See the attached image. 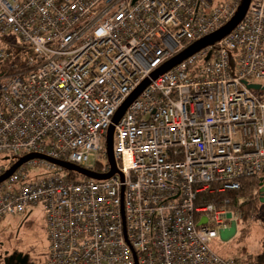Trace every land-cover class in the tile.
Returning <instances> with one entry per match:
<instances>
[{"label": "built area", "instance_id": "built-area-1", "mask_svg": "<svg viewBox=\"0 0 264 264\" xmlns=\"http://www.w3.org/2000/svg\"><path fill=\"white\" fill-rule=\"evenodd\" d=\"M243 0H0V223L47 212V264H239L212 247L242 213L201 202L264 175V0L226 36L153 74L229 23ZM209 56V57H208ZM149 84L108 129L131 95ZM105 158L89 164L91 154ZM31 167L43 171L32 174ZM69 172H75L70 177ZM81 175L82 177H78ZM231 212L232 216L228 217ZM207 221L201 223L203 218Z\"/></svg>", "mask_w": 264, "mask_h": 264}, {"label": "rangeland", "instance_id": "rangeland-1", "mask_svg": "<svg viewBox=\"0 0 264 264\" xmlns=\"http://www.w3.org/2000/svg\"><path fill=\"white\" fill-rule=\"evenodd\" d=\"M20 37L16 34L9 33L5 38L0 39V46H6L11 50L14 55V58H9L5 64L3 65L4 69H11L13 66L19 67L22 65V60L24 59L25 50H18V42H20ZM251 81L256 83L264 84V80L262 79H255L250 78ZM257 94L264 96V91L256 90ZM3 155H0V165L7 162V160L3 159ZM95 155L94 153L91 154V158L89 164H93L95 161L104 162L106 159ZM32 174H39L43 171L40 167H31ZM78 177H82L78 175ZM258 207L251 211L250 216L248 217L247 221L239 224L238 233L237 235L232 238L230 241L224 242L220 239V237L213 239L212 247L220 254L231 256L234 258H240L246 261L247 264L253 262L255 259V254L259 250V245L261 238L264 237V203L260 202L257 205ZM29 218L36 224V231L35 235H32L30 239H20L18 241V245L21 248L29 250V248L33 249L34 253L37 254V250H45L47 249L49 252V228L47 222V212L42 202L38 204L30 205L29 206ZM20 215H8L4 221L0 223V240L4 237V234L15 225L18 221ZM248 227L249 232L246 238L241 239L239 237V231L243 227ZM3 235V237H2ZM37 235V236H36ZM16 245V244H15Z\"/></svg>", "mask_w": 264, "mask_h": 264}, {"label": "water", "instance_id": "water-1", "mask_svg": "<svg viewBox=\"0 0 264 264\" xmlns=\"http://www.w3.org/2000/svg\"><path fill=\"white\" fill-rule=\"evenodd\" d=\"M251 3V0H243L238 12L236 13V15L233 17V19L227 23L224 27H222L221 29H219L218 31H216L215 33L199 40L198 42H196L195 44H193L191 47H189L188 49H186L185 51H183L182 53H180L179 55L175 56L174 58H172L169 62H167L165 65H163L161 68H159L154 74H153V78H156L160 73L172 68L173 66H175L176 64L180 63L182 60H184L185 58L189 57L190 55H192L194 52L208 46L211 44H214L215 42H217L218 40H220L221 38H223L224 36H226L227 34H229L235 27L236 25L244 18L245 14L248 11L249 5ZM209 57V56H208ZM249 88L254 89V90H262L264 91V84L261 83H256V82H250L248 80H244L243 81ZM149 84V80H146L132 95L131 97L125 102V104L121 107V109L119 110V112L116 114V116L113 119V124L109 127L108 129V137H107V152H108V157L111 160V163L114 165V158H113V133H114V124L117 123L119 121V119L121 118V116L124 114V112L126 111V108L128 107V105L135 99L137 98V96L141 93V91ZM45 158V159H49L50 161L61 165L62 167H64L67 170L70 171H75L79 174L88 176V177H93V178H98V179H103V178H108L110 177V175L115 171L113 170L111 173L109 174H97L93 171L87 170L85 168H82L76 164L70 163V162H65V161H61V160H55V159H50L46 156L40 155V154H29L26 155L22 158H20V160L14 164L8 171H6L2 176H0V182L3 181L4 179H6L7 177H9L21 164H23L24 162L33 159V158ZM259 200L260 202L264 203V175L260 177V188H259ZM232 213L229 212L228 213V217H231ZM207 221V218H203L201 220V223H204ZM238 233V223L237 221L233 220L231 222V226L228 228H223L219 231V237L222 241L227 242L230 241L232 238H234Z\"/></svg>", "mask_w": 264, "mask_h": 264}, {"label": "trees", "instance_id": "trees-1", "mask_svg": "<svg viewBox=\"0 0 264 264\" xmlns=\"http://www.w3.org/2000/svg\"><path fill=\"white\" fill-rule=\"evenodd\" d=\"M75 172H69L70 177L75 176ZM259 188H260V177L253 176L249 178H244L242 180V186L239 190L226 192L223 194H208L205 195L201 202L215 203L216 205H221L224 203L225 199H230L227 206L233 210H238L242 213V221L245 223L252 210L256 209L259 200ZM249 232L248 227H243L239 231V237L241 239L246 238ZM239 264H247L246 261L236 258ZM249 264H264V237L261 238L259 250L255 254V259Z\"/></svg>", "mask_w": 264, "mask_h": 264}, {"label": "flooded vegetation", "instance_id": "flooded-vegetation-1", "mask_svg": "<svg viewBox=\"0 0 264 264\" xmlns=\"http://www.w3.org/2000/svg\"><path fill=\"white\" fill-rule=\"evenodd\" d=\"M36 224L28 215H20L15 225L2 235L0 240V264H47L48 250H37V254L31 245L29 250L18 245L20 239H30L37 233ZM37 236V235H36ZM16 244V245H15Z\"/></svg>", "mask_w": 264, "mask_h": 264}]
</instances>
